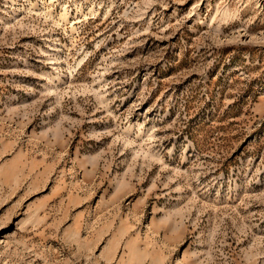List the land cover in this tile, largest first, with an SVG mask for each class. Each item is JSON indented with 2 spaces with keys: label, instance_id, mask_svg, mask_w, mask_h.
<instances>
[{
  "label": "rangeland",
  "instance_id": "obj_1",
  "mask_svg": "<svg viewBox=\"0 0 264 264\" xmlns=\"http://www.w3.org/2000/svg\"><path fill=\"white\" fill-rule=\"evenodd\" d=\"M0 264H264V0H0Z\"/></svg>",
  "mask_w": 264,
  "mask_h": 264
}]
</instances>
